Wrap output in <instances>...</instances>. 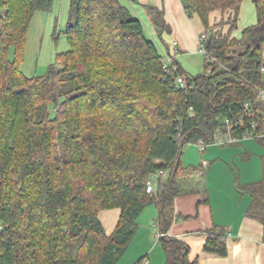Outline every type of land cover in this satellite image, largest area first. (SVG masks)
Returning <instances> with one entry per match:
<instances>
[{
    "label": "trees",
    "instance_id": "1",
    "mask_svg": "<svg viewBox=\"0 0 264 264\" xmlns=\"http://www.w3.org/2000/svg\"><path fill=\"white\" fill-rule=\"evenodd\" d=\"M54 1L0 0V264H118L138 217L154 204L167 264H198L183 241L167 236L164 209L202 172L182 168L185 147L213 144L220 131L240 141L262 122L264 0H252L257 23L239 39L233 32L245 0H180L206 36L199 44L206 70L196 77L183 71L176 50L162 52L122 0H71L70 49L45 76L29 78L20 68L27 34ZM217 11L221 21L211 23ZM173 55L177 71L167 73L162 60ZM163 172L148 193L151 176ZM239 191L252 198L248 217L262 226L264 242V160L263 179ZM114 210L120 216L108 232L100 215ZM224 237L208 232L204 252L226 257Z\"/></svg>",
    "mask_w": 264,
    "mask_h": 264
},
{
    "label": "crops",
    "instance_id": "2",
    "mask_svg": "<svg viewBox=\"0 0 264 264\" xmlns=\"http://www.w3.org/2000/svg\"><path fill=\"white\" fill-rule=\"evenodd\" d=\"M122 1L132 9L136 16L142 19L146 26L147 35L159 44L162 52L166 51V46L170 50H176L178 52L177 61L179 55L200 52L199 37L204 33L203 23L198 15L189 18L180 0ZM150 8H154L161 19L154 16L150 12ZM220 17V12H214L210 17L211 23H215ZM239 17L238 29L233 32V37L237 39L241 38L245 28L254 26L257 23L256 9L252 0L244 1ZM158 18L162 26H167V32L160 33V28L157 26ZM160 36L164 43H162ZM169 49L167 48V50ZM250 142H242L241 145L247 157ZM206 150L209 157L200 164L202 172L198 175H201V178L198 181L195 178L194 181L191 180L190 182L189 180L188 182L189 185L197 183V189L176 197L173 202L174 214L165 213L168 222H170L167 236L183 241L190 248V260H197L198 264H264L263 228L258 222L248 217V209L252 204V198L246 195L245 199L242 197L244 194L239 191L241 186L252 183L239 182L240 179L237 177L234 182L229 183V187L225 192L228 200L232 201V205H227L225 208L212 206L205 197L207 194L206 187L211 175L215 179L218 176L216 170L211 173L214 165L223 164L225 158L219 155V149L212 147ZM240 150L243 149L232 151L239 152ZM210 155H213L212 158H210ZM213 159L220 162L215 163ZM263 160L264 154L262 156ZM262 161L261 172L263 175ZM204 170L207 171V176L203 174ZM154 215L159 216L158 207L157 213L155 210ZM119 216V210L101 213L100 218L108 232H112ZM213 229L223 231L222 234L225 236L223 240L227 245L226 257H219L203 250L208 232ZM161 252L157 249H150L148 255L141 258L146 259L147 257L146 262L148 264H167L165 253L163 250Z\"/></svg>",
    "mask_w": 264,
    "mask_h": 264
},
{
    "label": "rangeland",
    "instance_id": "3",
    "mask_svg": "<svg viewBox=\"0 0 264 264\" xmlns=\"http://www.w3.org/2000/svg\"><path fill=\"white\" fill-rule=\"evenodd\" d=\"M70 4L71 0H55L50 12H37L35 14L26 38L24 59L20 64L21 70L27 77L45 76L50 66L56 62L57 54L66 52L70 49L66 36ZM63 8L65 9L63 10ZM219 21H221V17L216 20L215 23ZM224 27L228 29L229 25L225 24ZM11 55L13 58L14 53L12 52ZM178 61L182 64H180V66L183 71L191 77H196L205 73V55L201 51L197 54L179 55ZM246 141H251L247 154L249 158L245 155L244 148L241 147L242 142ZM212 147L219 149V155L225 159H223V164L218 163L214 165L211 173L216 170L218 176L215 179L213 175L210 174L211 176L208 180V185L206 187L207 194L205 197L212 206L225 208L227 205H232V201L228 200L225 195L229 183L234 182L237 177L240 179L239 182L248 183L260 182L263 179L261 161L264 150L261 141L255 138H246L232 144L218 145L217 143H213L207 145L208 150ZM237 149L243 150L235 152ZM210 156V158H212L213 155ZM208 157L207 150L201 152L199 147L195 144H190L184 148L181 155V166L184 169L199 168L200 164H202L206 158L208 159ZM214 161L215 163L220 162L217 159ZM203 174L207 176V171L204 170ZM195 178H197L198 181L201 175L193 176L191 179H188H190L191 182V180L194 181ZM191 185H188V193L197 189L198 186L197 183ZM242 197L246 199V195ZM173 209L174 205L170 204L166 206L164 210L165 213L171 215L174 214ZM155 210L157 213V205H150L138 217V230L131 244L128 246L125 255L120 259L118 264H134L141 257L148 255L150 249L162 251L157 237L159 232L157 227L158 216L154 215ZM218 232L222 234L223 231L220 230Z\"/></svg>",
    "mask_w": 264,
    "mask_h": 264
},
{
    "label": "built area",
    "instance_id": "4",
    "mask_svg": "<svg viewBox=\"0 0 264 264\" xmlns=\"http://www.w3.org/2000/svg\"><path fill=\"white\" fill-rule=\"evenodd\" d=\"M205 39H206V36H205V33H203L199 37V44L203 43L205 41ZM200 51L202 53H204V55H206L204 47H201ZM176 53H177V51H176ZM175 60L176 59H175L174 55L164 57V59L162 60V63H163V68H164L165 72L174 73L177 71V67L174 65ZM262 60H263V63H262V67H261L260 72L264 77V45H263V49H262ZM176 84L182 89L187 88V80L185 77H181V76L176 77ZM257 101L264 105V88L259 90L258 96H257ZM245 108H246V116L248 117L249 115L252 114V112L250 111L249 104H246ZM261 120H262V122L256 121V122L251 123V127H250L251 132H248L246 134L245 138H255V139L256 138H259V139L264 138V117ZM242 124H243V122L240 121L239 125H242ZM226 125L228 127V130H230L232 128L229 121H226ZM237 126L238 125L234 126L233 128H235ZM237 142H239V140L237 138H235L234 136H232L230 134V132H221L220 131L216 134V137H215V140L213 143H217L218 145H225V144H232V143H237ZM195 145L197 147H199L201 152H205L207 149V145L202 141H200L199 143H197ZM166 177H167V172L152 175L150 180L147 182V192L148 193L156 192V188H157L159 181L162 179H165ZM161 236H164V235H162L159 232L158 239ZM146 264H148V263L146 262Z\"/></svg>",
    "mask_w": 264,
    "mask_h": 264
}]
</instances>
